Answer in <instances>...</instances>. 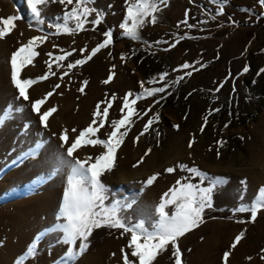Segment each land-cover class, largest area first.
<instances>
[{"label":"rangeland","instance_id":"374dc122","mask_svg":"<svg viewBox=\"0 0 264 264\" xmlns=\"http://www.w3.org/2000/svg\"><path fill=\"white\" fill-rule=\"evenodd\" d=\"M222 3L223 15L217 16V5L211 0H168L167 6L161 4V11L156 13L157 23H146L140 30L141 39L133 41L123 36L119 27L125 15L124 0H93L89 6L103 14L102 23L96 31L88 23L86 31L75 35H50L36 49L40 55L34 66L23 69L21 79L42 76L47 71L48 52L56 56L64 49L73 55L63 61L64 67L59 70L54 62L52 71L56 75L30 87V99L25 101L15 99L18 92L11 83V55L32 37L53 33L55 29L48 24L62 23L58 18L63 16L65 7L70 10L72 6L48 4L42 12L45 23L37 25L26 0H0V18L21 17L12 33L0 40V114L9 104L24 108L23 112L14 111L12 118L0 127V264H16L34 241L35 255L25 259L24 264H61L67 246L58 243L57 234L49 231L62 222L57 221V215L68 171L65 167L60 174H52L59 154L65 153L67 147L61 148L59 134L68 129L70 140L74 139L76 133H71V129L87 127L96 105L105 107L102 102L110 101L113 95L116 100L112 101L108 121L120 118L123 97L131 92V100L141 94L142 82L148 89L167 86L166 91L137 101L138 112L143 114L149 108L151 111L143 118L133 117L131 131L117 151L114 170L101 177L108 188L106 204L135 200L125 216L136 222L141 217H151L163 193L188 175L179 169L169 174L167 168L186 164L211 177H224L227 182L214 191L213 206L205 209L204 223L179 240L182 262L222 264L223 253L230 250L235 236L246 230L244 239L232 250L229 264H264L259 258L264 249V211L255 223L242 224L236 221L249 220L250 213L233 215L232 211L241 203L250 204L264 186V73L258 75L264 69V7L258 0ZM94 18L95 13L89 20ZM185 19L187 24L181 23ZM108 31L112 32V43L60 80L68 71L67 64L87 56ZM85 48L88 51L82 54L80 50ZM185 63L193 67L183 69ZM245 66L249 71L243 73ZM113 72V80L104 84ZM189 72L191 76L187 75ZM163 73L168 75L159 81ZM181 76L183 80L173 83ZM152 79L157 82L147 83ZM85 80L88 84L81 94L78 89ZM58 83L61 87L54 91ZM53 91L41 112L51 107L58 111L44 128L31 106ZM156 113L158 122L134 142ZM205 116L208 120L201 132ZM110 131L106 123L97 135L107 139ZM192 140L195 142L189 148ZM218 141L225 142L223 147ZM38 144L42 146L37 147ZM149 148L152 151L145 156ZM103 151L99 146L82 147L74 157H95ZM29 152L35 154L27 156ZM141 158L144 162L133 167ZM155 173L160 174L157 181L141 193L143 182ZM241 181H247L246 192ZM198 182V178L193 180ZM202 186H208V182ZM242 192L243 201L239 199ZM121 231L94 230L88 250L76 264H123L121 248L128 237L121 236ZM169 257L170 251L154 264H173Z\"/></svg>","mask_w":264,"mask_h":264},{"label":"snow or ice","instance_id":"6c2138e0","mask_svg":"<svg viewBox=\"0 0 264 264\" xmlns=\"http://www.w3.org/2000/svg\"><path fill=\"white\" fill-rule=\"evenodd\" d=\"M212 3L217 5L216 15H223L224 3L222 0H211ZM27 8L30 10L31 16L37 25H43L45 20L42 18L43 9L50 3H59L65 6H72L70 10L65 7L63 16L59 17L62 23H49V28H54L53 33L45 35L34 36L16 49L10 58L11 66V83L17 90L18 95L16 100L21 98L25 101L29 100L28 89L34 84L46 81L50 76H55L56 72L52 71L53 63L57 70L64 67L63 61L73 55L71 51L60 49L61 55L53 56L52 52L46 53L49 57L45 61L47 71L37 78L21 79V73L24 68L33 65L34 60L40 55L36 51L42 44H44L50 35H75L79 32L86 31V24L93 25L92 31H96L97 27L102 23L103 14L89 5L93 0H26ZM261 7H264V0H258ZM167 6L168 0H124L125 15L122 22L119 24L122 29V35L133 40L138 41L141 39L140 30L146 25L157 23L156 13L161 11L160 5ZM245 11H248L245 9ZM95 13V18L89 20V17ZM264 15V14H262ZM187 17V12L185 13ZM215 17H213L214 19ZM19 15H12L7 18H0V40L7 38L12 31L16 28V21L20 20ZM187 24V19L181 21ZM71 25V26H70ZM180 25L178 24L177 27ZM31 27V25H30ZM38 31L42 29L37 28ZM105 39L98 43L96 47L91 49L90 53L83 59H77L73 63L67 64V70L60 77L63 80L65 76L69 75V71L82 67L93 57L97 55L102 49L107 48L112 43V32L104 33ZM179 40H177V43ZM173 47L175 45H172ZM54 47H56L54 45ZM83 54L88 51L86 48L80 50ZM121 59H125L122 55ZM34 66V65H33ZM193 67L188 63L182 65L183 69ZM249 71L247 66L244 67L243 73ZM241 73V74H243ZM260 73H264V69H260ZM191 72L187 73L191 76ZM114 72L103 81L104 84L110 83L114 78ZM167 73L159 76V81H164ZM184 77L181 76L173 83H179ZM156 79L149 80L147 83H156ZM88 81L85 80L82 86L78 89L81 94L85 93V88ZM223 85H221L222 87ZM61 85L55 84V89H59ZM166 87L159 88H144L143 82L141 88L143 92L136 95L134 99H129L133 94L127 93L123 97V104L119 110L120 118L108 121L109 109L113 107L112 101L116 100L115 95L112 96L110 101H105V107H101L98 103L92 114V120L89 125L81 130L76 128L71 129V133H76L75 138L70 140L69 130L64 129L59 134L61 141V148L66 145V152L60 153L57 159V164L54 167L52 174L58 175L65 167L68 171L66 174V187L63 193V201L60 206L57 221L52 229L49 231L57 234V242L67 246V250L62 257L61 264H76L78 258L81 257L89 248V238L93 231L99 228H108L115 230H122L121 236H127V243L124 248H121L123 264H154L158 257L170 251V259L173 264H183L182 251L179 247V240L186 234L192 232L194 229L199 228L204 223V212L206 208L213 206V193L214 191L225 184L226 178L224 177H211L207 173L202 172L197 167H189L186 164H178L175 167H169L165 171L169 174L174 173L177 169L182 172L188 173L182 179L176 180L175 184L163 193L159 203L155 206L154 212L151 217H141L136 222H132L130 217H126L125 213L133 208L135 200L130 202H123L119 200L108 201V188L102 182L101 177L106 173H110L116 166L117 151L124 143L125 137L131 131V125L134 123L133 117H140L147 115L151 111L149 108L143 114L137 111L135 105L138 100L155 96L157 93L165 92ZM219 89H217L218 91ZM53 92H48L43 98L37 99L32 103V112L39 116V123L48 128L49 118L58 111L56 107H51L46 111L41 112L42 106L51 97ZM155 103H159L157 100ZM23 112V107L13 108L9 104L3 114H0V127H3L7 120L12 118L13 112ZM215 111H219L216 109ZM212 113L209 112V115ZM159 120V113L147 120L143 130L139 136L135 138L134 142H138L140 136L145 135L154 123ZM208 117H204V125L201 127V132L207 124ZM111 128L107 133V139L100 138L97 134L105 124ZM228 125H225L227 127ZM178 128V126H175ZM123 129V130H122ZM159 136V133H157ZM194 140L188 144L189 148L193 147ZM220 147H223L224 141L217 142ZM42 145L38 144L37 147ZM101 147L104 149L99 155L92 157L87 156L84 159L74 157L82 147ZM152 149L145 152V156L151 153ZM34 152H29L26 155H34ZM219 151H217V158H219ZM72 158V159H68ZM144 162L143 158L138 164L133 167H138L139 164ZM159 173H155L143 182L141 193L144 189L152 186L159 178ZM199 179L198 183H193V180ZM208 182V186H202L204 182ZM244 186V192L247 191V181H241ZM239 199L244 200V193L242 192ZM233 215L236 213H250L249 220H237V223H255L257 216L261 211H264V186H261L254 194L251 203H241L238 207L234 208ZM245 231H241L235 236L234 241L230 245V250L225 251L222 256V264H229V258L232 255V250L237 246L245 237ZM130 234V235H129ZM40 238L37 237V241ZM79 242V243H78ZM171 246V247H169ZM127 249L128 251H126ZM36 252V242L28 248L24 257L17 260L16 264H24V260L28 257L34 256ZM115 256V253L112 254ZM261 261H264V249L261 250L259 256ZM251 260V257H248Z\"/></svg>","mask_w":264,"mask_h":264}]
</instances>
